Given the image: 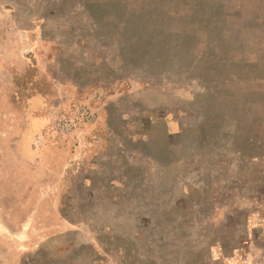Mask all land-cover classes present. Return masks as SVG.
Instances as JSON below:
<instances>
[{"label": "rangeland", "instance_id": "1", "mask_svg": "<svg viewBox=\"0 0 264 264\" xmlns=\"http://www.w3.org/2000/svg\"><path fill=\"white\" fill-rule=\"evenodd\" d=\"M0 264H264V0H0Z\"/></svg>", "mask_w": 264, "mask_h": 264}]
</instances>
